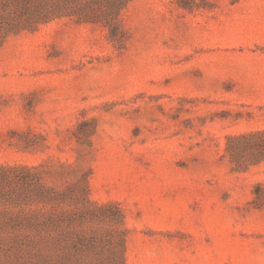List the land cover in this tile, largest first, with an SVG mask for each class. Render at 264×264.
<instances>
[{"label":"rangeland","instance_id":"374dc122","mask_svg":"<svg viewBox=\"0 0 264 264\" xmlns=\"http://www.w3.org/2000/svg\"><path fill=\"white\" fill-rule=\"evenodd\" d=\"M21 7L0 0V164L36 168L0 264H264V161L226 150L264 130V0H130L115 40L5 32Z\"/></svg>","mask_w":264,"mask_h":264},{"label":"trees","instance_id":"16d2710c","mask_svg":"<svg viewBox=\"0 0 264 264\" xmlns=\"http://www.w3.org/2000/svg\"><path fill=\"white\" fill-rule=\"evenodd\" d=\"M130 0H15L17 5H22L23 11L5 25V32L18 31L25 28H35L39 23H45L55 18L71 17L80 22L102 23L107 26L109 37L112 40L119 39L120 31L119 13ZM19 10H22V9ZM226 150L230 160L237 167L243 168L247 163H259L264 161V130H255L238 135H229ZM235 140H248L253 150L252 159H244L240 155L239 147L231 144ZM246 160H250L247 162ZM36 167L10 166L0 164V225L12 222L14 225L20 220L7 218L6 213L19 211L21 205L28 200L27 195L15 191V184L19 181V175L13 172L20 169H32ZM12 184H9L11 183ZM19 183V182H18ZM12 185V188H6ZM12 209V210H11Z\"/></svg>","mask_w":264,"mask_h":264}]
</instances>
